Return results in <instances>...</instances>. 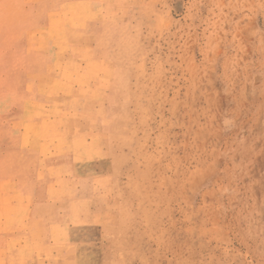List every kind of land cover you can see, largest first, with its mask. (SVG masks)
I'll return each instance as SVG.
<instances>
[{"label": "rangeland", "instance_id": "1", "mask_svg": "<svg viewBox=\"0 0 264 264\" xmlns=\"http://www.w3.org/2000/svg\"><path fill=\"white\" fill-rule=\"evenodd\" d=\"M0 264H264V0H0Z\"/></svg>", "mask_w": 264, "mask_h": 264}, {"label": "crops", "instance_id": "2", "mask_svg": "<svg viewBox=\"0 0 264 264\" xmlns=\"http://www.w3.org/2000/svg\"><path fill=\"white\" fill-rule=\"evenodd\" d=\"M65 11H67L68 9H69V1H68V3H66V7L65 8H63ZM66 13V12H65ZM46 14L47 15H49L50 16V11L49 10H47L46 11ZM66 15H67V13H66ZM52 17V16H51ZM50 21H51V19H50ZM51 23L52 24H54L53 23V20L51 21ZM52 29H54L55 30V26L53 27H50V26H48V27H46V31H51ZM51 38V37H50ZM44 42H46V45L48 46V48H50L52 45H54V43L55 44H57L58 42H56V40H54L53 41V39L51 38L50 40H49V38L47 39V40H45V41H43L42 43H44ZM53 55H52V59H53ZM50 60L51 59H49L46 63H49L50 62ZM42 73H47V74H49L50 72H49V70H48V65H45L41 70H40Z\"/></svg>", "mask_w": 264, "mask_h": 264}, {"label": "bare ground", "instance_id": "3", "mask_svg": "<svg viewBox=\"0 0 264 264\" xmlns=\"http://www.w3.org/2000/svg\"><path fill=\"white\" fill-rule=\"evenodd\" d=\"M66 12V11H65ZM66 14V13H65ZM65 18V17H64ZM83 20V19H82ZM54 39H55V37H54ZM47 78H49V77H47ZM66 89V88H65ZM51 93V92H50Z\"/></svg>", "mask_w": 264, "mask_h": 264}]
</instances>
